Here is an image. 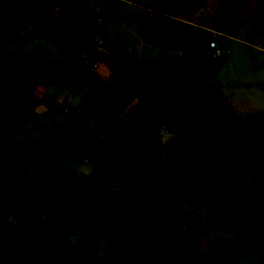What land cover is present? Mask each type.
Masks as SVG:
<instances>
[{
    "label": "rangeland",
    "instance_id": "rangeland-1",
    "mask_svg": "<svg viewBox=\"0 0 264 264\" xmlns=\"http://www.w3.org/2000/svg\"><path fill=\"white\" fill-rule=\"evenodd\" d=\"M231 1L188 0L170 19L212 30L217 47L205 52L209 82L222 86L240 118L264 125V0H234L235 12ZM155 4L66 0L53 18L69 31L70 13L97 16L96 47L122 57L129 82L156 93L142 63L157 60L172 76L191 57L164 48ZM44 6L45 0H0V243L10 256L22 264H181L184 250L172 244L178 237L221 264H264V239L258 248L242 224L233 232L214 219L222 211L242 216L226 205L249 202L258 173L240 178L232 171L203 172L207 199L197 204L152 200L144 186L120 180L119 162L82 152L65 138L63 114L78 112L88 116L106 150L128 149L154 136L148 126L152 107L129 98L111 68L89 52L60 49ZM170 91L167 119L177 125L195 120L243 169L246 147L173 79ZM161 131L165 143L170 136ZM125 204L134 206L122 220L109 216ZM138 208L152 211L160 232L135 224Z\"/></svg>",
    "mask_w": 264,
    "mask_h": 264
},
{
    "label": "trees",
    "instance_id": "trees-1",
    "mask_svg": "<svg viewBox=\"0 0 264 264\" xmlns=\"http://www.w3.org/2000/svg\"><path fill=\"white\" fill-rule=\"evenodd\" d=\"M65 1L45 0L44 6L45 17L52 26V33L61 42L58 44L60 49L78 51L80 56L89 52L97 60L107 64L121 85L129 90V98L140 99L151 105L148 126L154 135L151 139L139 141L128 149L108 151L99 141L97 131L88 116L68 111L64 112L61 123L65 138L82 152L119 162L122 167L120 180L127 186H144L152 200L197 204L207 199L201 178L203 172L232 171L240 178L258 173L259 184L250 201L226 205L229 208H237L242 216L222 211L220 218L214 219L222 220L223 226L233 232H239L242 224L247 233L251 234L249 236L256 237L255 245L260 248L264 239V125L256 118H240L222 92V86L209 82L205 52L213 43L211 32L180 20L170 19L178 17L182 10L179 4L188 0H156L154 21L164 47H188L193 51L186 65L172 76L157 60L142 63L146 75L156 85V93L130 83L123 69L124 59L118 55H107L96 47L93 34L97 16L85 15L79 11L70 13L69 31H63L60 25L55 23L53 10ZM171 79L181 93L192 95L197 103L229 129L237 142L246 147L249 158L243 169L213 142L195 120L190 119L184 125H177L167 119L165 104L169 103L172 96ZM103 94H95V99L99 100ZM93 116H96V113ZM162 129L167 130L170 136L165 143L161 142ZM120 152H125V155H119ZM222 191L228 190L224 187ZM93 200L89 198L88 203H93ZM94 205L95 203L89 207L93 208ZM133 206L125 204L109 216L122 220V216H127ZM136 212V225L151 233L160 232L161 227L150 209L138 208ZM172 244L184 250L180 256L181 264H221L201 254L194 241H182L175 237ZM0 263L22 264L11 257L1 243Z\"/></svg>",
    "mask_w": 264,
    "mask_h": 264
},
{
    "label": "crops",
    "instance_id": "crops-1",
    "mask_svg": "<svg viewBox=\"0 0 264 264\" xmlns=\"http://www.w3.org/2000/svg\"><path fill=\"white\" fill-rule=\"evenodd\" d=\"M179 20H180V18H178ZM181 21V20H180ZM185 22H187V21H185ZM189 24V23H188ZM190 25H193V26H195L192 22H191V24ZM198 27V26H197ZM206 30H208V31H212V30H210L209 28H207ZM158 32V31H157ZM212 33V32H211ZM158 34H159V32H158ZM159 37H160V35H158ZM161 39V38H160ZM163 43V42H162ZM98 47V46H97ZM165 48V47H164ZM172 48V47H171ZM174 48V47H173ZM176 48H178L179 50L178 51H176V53L178 54V56L181 58V59H183V58H185V54H187L188 55V57H191L192 56V54H193V51L190 49V48H188V47H176ZM98 49L99 50H101L102 52H105L103 49H100L99 47H98ZM165 49H169V48H165ZM105 54H107V53H105ZM190 59V58H189ZM188 59V60H189ZM165 68L167 69V67L165 66ZM182 68V67H181ZM209 81H211L210 80V78H209Z\"/></svg>",
    "mask_w": 264,
    "mask_h": 264
},
{
    "label": "flooded vegetation",
    "instance_id": "flooded-vegetation-1",
    "mask_svg": "<svg viewBox=\"0 0 264 264\" xmlns=\"http://www.w3.org/2000/svg\"><path fill=\"white\" fill-rule=\"evenodd\" d=\"M227 1H231V0H227ZM231 2H232V3H231V4H232V5H231V7H232V8H231V11H232V12H235V8L233 7V6H235V1L232 0ZM227 11H229V10H227ZM228 13H229V12H228ZM228 13H227V12H224L225 15H227Z\"/></svg>",
    "mask_w": 264,
    "mask_h": 264
},
{
    "label": "built area",
    "instance_id": "built-area-1",
    "mask_svg": "<svg viewBox=\"0 0 264 264\" xmlns=\"http://www.w3.org/2000/svg\"><path fill=\"white\" fill-rule=\"evenodd\" d=\"M217 47L216 43H211V48L215 49ZM219 51V50H218ZM221 52V51H220Z\"/></svg>",
    "mask_w": 264,
    "mask_h": 264
},
{
    "label": "water",
    "instance_id": "water-1",
    "mask_svg": "<svg viewBox=\"0 0 264 264\" xmlns=\"http://www.w3.org/2000/svg\"><path fill=\"white\" fill-rule=\"evenodd\" d=\"M225 189L228 190L229 188L225 186Z\"/></svg>",
    "mask_w": 264,
    "mask_h": 264
}]
</instances>
